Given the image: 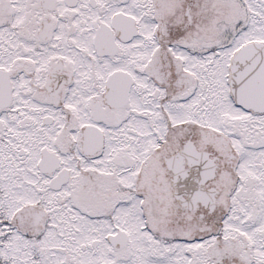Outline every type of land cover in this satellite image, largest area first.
I'll list each match as a JSON object with an SVG mask.
<instances>
[{"label": "snow or ice", "instance_id": "snow-or-ice-1", "mask_svg": "<svg viewBox=\"0 0 264 264\" xmlns=\"http://www.w3.org/2000/svg\"><path fill=\"white\" fill-rule=\"evenodd\" d=\"M0 264H264V0H0Z\"/></svg>", "mask_w": 264, "mask_h": 264}]
</instances>
